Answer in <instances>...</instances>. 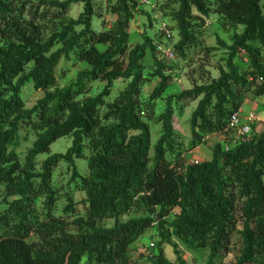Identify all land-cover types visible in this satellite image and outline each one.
<instances>
[{
	"label": "trees",
	"instance_id": "obj_1",
	"mask_svg": "<svg viewBox=\"0 0 264 264\" xmlns=\"http://www.w3.org/2000/svg\"><path fill=\"white\" fill-rule=\"evenodd\" d=\"M105 1L101 13L95 0H0V264H223L235 235V264H264V124L257 130L254 123L250 139L228 148L230 137L223 136L210 158L198 162L186 161L173 127L174 106L197 100L189 118L191 150L206 135L230 133L244 99L264 94V0L155 3V11L175 22L174 53L185 59L198 44L203 51L191 86L165 96L180 66L160 57L163 33L143 30L141 42L128 40L135 14L150 27L151 13L140 0ZM72 5L80 7L75 17ZM105 13L115 16L109 24ZM211 13L229 35L227 43L217 37L226 54L214 64L217 76L207 69L217 47H203L197 35ZM241 52L246 66L234 61ZM72 54L87 65L62 85L56 68ZM117 79L123 85L111 96ZM96 80L102 88L87 95ZM152 80L142 99L143 84ZM28 82L43 91L30 108L21 97ZM158 97L164 108L156 114ZM148 119L161 125L152 155ZM22 122L35 133L25 152L18 150ZM60 137L70 144L38 158ZM59 163L69 171L66 191L53 180ZM73 190L85 197L74 201ZM132 210L140 214L120 220ZM108 218L114 224L104 226ZM149 229L155 249L145 253L133 244Z\"/></svg>",
	"mask_w": 264,
	"mask_h": 264
},
{
	"label": "rangeland",
	"instance_id": "obj_2",
	"mask_svg": "<svg viewBox=\"0 0 264 264\" xmlns=\"http://www.w3.org/2000/svg\"><path fill=\"white\" fill-rule=\"evenodd\" d=\"M161 0H149L150 4H141L140 8L148 11L151 13L152 16V25L149 27L147 26V18L145 16H142L140 13H136L132 21L130 22L129 26V35L128 40L130 44H135L137 42H141V35L140 32L143 30H146L147 34L150 36H154L155 33L158 32V28L160 24L167 23L168 29H169V36L163 35V41L166 42V44L170 47H173V44L178 40V33L177 28L175 27V22L170 20L169 17L163 16L157 11L154 10L155 3H158ZM96 5L98 6V9L101 13L104 12L106 1L105 0H95ZM80 10L79 5H72L71 8V16L75 17L78 11ZM115 16L110 13H105L104 20L106 21V24H109L111 20H113ZM93 27L96 30L101 29V21L100 18L95 16L93 18ZM242 29V25L238 26V31ZM157 35V34H155ZM197 35L200 39V43L205 46H213L217 47L216 49L212 50V54L208 55L211 59V63L213 65H207V69L209 70L211 76H217L218 71L217 68L214 66V64L217 63H223V60L221 57H224L225 54V48L224 46L220 45L217 42V37L223 39L226 43L229 42L228 40V34L227 31L223 30L220 26V24L217 22V15L215 13H211L208 19V23L204 25L199 26V31H197ZM201 46L198 44L197 48H190L187 52V57L185 59L179 57L176 53H174V58L171 60H167L168 63L172 64H179L180 68L173 70V76L174 80L172 83L167 85L165 90L163 91L161 96H165L167 93L171 92H177L180 91L183 88H188L191 86V79H190V73L192 71H195V76H198L196 73V68L199 65L198 59L203 54V51L200 48ZM243 52H241L238 56L235 57L234 61L238 63L241 66H246V62L244 60ZM75 58L72 54V57L70 60L62 58L58 66L56 68V73L61 76L59 77L60 83L66 84L70 80H72L75 77L76 71L79 68L85 67L87 64L84 61L74 62ZM77 61V60H76ZM176 65V64H175ZM63 71V72H62ZM156 84V80H152L149 82H145L142 86L141 91V98L145 99L146 96L150 93L152 87ZM123 82L120 79H117L113 82L112 88H111V96L115 95L117 91L122 87ZM103 86V82L96 80L91 84V88L86 93L87 95H93L98 90H100ZM43 94V91L36 90L33 88L32 83L28 82L26 83L22 90H21V97L24 99L26 108H30L38 97H40ZM197 103V100L190 101L187 105L184 106H174V113H173V127L174 130L178 132L176 141L179 143V147L184 149L183 154L185 155L187 162L192 161H202L204 159H208L211 156V150L212 145L215 143V141L222 140L223 136H228L230 139L236 137V129H233L228 134H217L214 135L210 140L202 141L200 144L192 148L191 150H186V146L188 145L189 139H190V131H189V118L191 115L192 110L194 109L195 105ZM164 108V98L158 97L155 101L154 110L155 113H160ZM242 110L245 112L247 111H253L258 116L263 117L264 116V94L251 98L246 97L241 105ZM148 122L150 124V155H152L153 152V145L156 142L159 131L161 128L160 123L155 122L153 119H148ZM23 123V122H22ZM263 122H257L255 124V128L259 130L263 126ZM34 131L29 129V127L25 126L23 123L19 135H20V143L18 146V150L20 152H25L27 148L31 145L33 142L35 136ZM71 142L70 137H60L56 139L54 142L50 144V147L48 150L40 153L38 155V158L45 157L49 152L54 151H63ZM78 167L81 170H87L86 163L83 159H77L76 161ZM69 176V171L66 169V165L64 163H59L57 165V168L54 170L53 180L54 183H58V185H62V191H66L68 187L65 186V182ZM61 190V188H60ZM1 193V191H0ZM72 197L74 201H79L80 199H83L85 197V194L78 190H73ZM56 207H61L65 204L64 195H62L57 201ZM80 207V206H79ZM139 211L132 210L129 213H125L120 216V220H125L129 216H135L139 215ZM115 219L108 218L102 221V224L104 226H111L114 224ZM238 226H241L239 223ZM154 233L153 229H149L146 231L140 238L133 244L134 247L140 248L141 250H145V253L155 249V238L152 236ZM153 237V238H152ZM150 242H153L154 245L150 246ZM232 248L231 252L227 254V256L223 259V264H235V252H236V246L238 242V238L235 235L232 238ZM148 248L146 249V246ZM164 254L168 259L173 258V251L169 244H165L163 247ZM192 255L189 252H184V257L187 259L188 263L192 262ZM202 258V257H201ZM144 259V258H143ZM141 259L142 261H144ZM204 259V257L202 258ZM202 262V261H201ZM199 262L200 264H202Z\"/></svg>",
	"mask_w": 264,
	"mask_h": 264
},
{
	"label": "built area",
	"instance_id": "obj_3",
	"mask_svg": "<svg viewBox=\"0 0 264 264\" xmlns=\"http://www.w3.org/2000/svg\"><path fill=\"white\" fill-rule=\"evenodd\" d=\"M141 4H150L149 0H140ZM158 31L163 33V35H165L166 37L169 36V29L167 26V23H161ZM156 48L157 50L160 52V57L164 58L166 60H171L174 58V50L172 47L168 46L167 44H156ZM261 79V77L259 78ZM241 116L239 114V112H235L232 114L230 122H229V127L232 129H236V137L229 139L226 142V148L230 147L232 144H234L236 141L238 140H248L252 137V135L255 133V129L253 128V124L257 123V122H263L264 123V116L260 117L258 116L255 112L253 111H249L244 119L245 121L243 123L240 122ZM214 135L217 134H211V135H206L203 138V141L206 140H210ZM212 140V139H211ZM220 141V140H218ZM217 142V141H215ZM192 162H198L197 160L192 161ZM150 245H152V243H150Z\"/></svg>",
	"mask_w": 264,
	"mask_h": 264
},
{
	"label": "crops",
	"instance_id": "obj_4",
	"mask_svg": "<svg viewBox=\"0 0 264 264\" xmlns=\"http://www.w3.org/2000/svg\"><path fill=\"white\" fill-rule=\"evenodd\" d=\"M244 60H245V58H244ZM238 112H239V114H240V116H241L240 122L243 123V122L245 121L244 117H245V115H246L249 111H247V112L245 111V112H244V111L242 110V108L240 107V109H239Z\"/></svg>",
	"mask_w": 264,
	"mask_h": 264
}]
</instances>
